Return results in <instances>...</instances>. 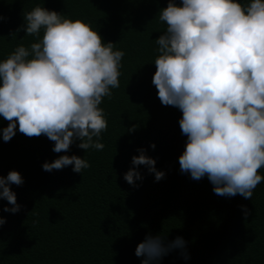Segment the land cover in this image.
I'll use <instances>...</instances> for the list:
<instances>
[{"label": "trees", "instance_id": "obj_1", "mask_svg": "<svg viewBox=\"0 0 264 264\" xmlns=\"http://www.w3.org/2000/svg\"><path fill=\"white\" fill-rule=\"evenodd\" d=\"M37 4L91 22L125 56L120 87L100 105L108 121L103 150L80 149L76 140L67 153H55L46 136L28 138L18 126L11 141L0 136V175L16 170L24 178L21 186L11 185L18 213L2 211L11 205L0 200L6 219L0 264H141L135 249L149 234L163 235L166 242L182 237L190 256L184 259L177 249L153 264H264V181L247 200L218 196L207 176L196 181L179 170L186 143L178 123L182 113L162 105L152 84L159 55L155 40L166 30L157 14L167 0H0V61L17 45L35 42L24 31L10 33ZM7 123L0 117V128ZM133 125L136 130L129 132ZM140 148L166 175L157 182L141 165L143 180L134 187L124 174ZM60 155H77L91 167L82 174L71 165L43 170L44 162ZM259 172L264 176V168ZM241 205L250 210L247 219Z\"/></svg>", "mask_w": 264, "mask_h": 264}, {"label": "clouds", "instance_id": "obj_2", "mask_svg": "<svg viewBox=\"0 0 264 264\" xmlns=\"http://www.w3.org/2000/svg\"><path fill=\"white\" fill-rule=\"evenodd\" d=\"M157 15L166 30L155 40L159 55L152 84L162 105L182 113L178 123L186 143L180 172L196 181L207 176L218 196L251 200L264 181L259 172L264 168V0H167ZM23 19L10 35L24 31L35 42L17 45L0 61V117L8 122L0 128L3 142L12 140L18 126L28 138L46 136L55 153H67L76 140L80 149L103 150L108 121L100 105L120 87L125 52L105 43L91 22L40 4L23 12ZM135 130V125L128 129ZM137 151L124 180L138 187L141 165L155 181L164 179L146 149ZM70 165L80 174L91 167L77 155H60L42 168L52 172ZM23 183L19 171L0 175V200L11 205L2 211H20L11 185ZM240 207L247 219L250 210ZM5 223L0 216V227ZM177 249L190 258L182 237L166 242L163 235L149 234L135 255L143 257L141 264H153Z\"/></svg>", "mask_w": 264, "mask_h": 264}]
</instances>
